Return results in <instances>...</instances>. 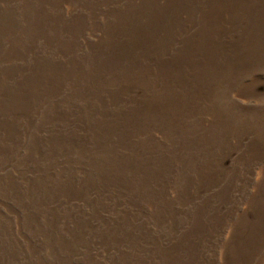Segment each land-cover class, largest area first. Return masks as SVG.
<instances>
[{
	"label": "rangeland",
	"instance_id": "374dc122",
	"mask_svg": "<svg viewBox=\"0 0 264 264\" xmlns=\"http://www.w3.org/2000/svg\"><path fill=\"white\" fill-rule=\"evenodd\" d=\"M0 264H264V0H0Z\"/></svg>",
	"mask_w": 264,
	"mask_h": 264
}]
</instances>
